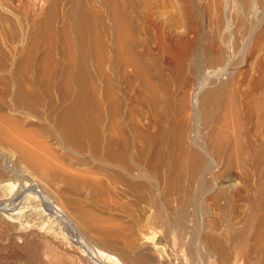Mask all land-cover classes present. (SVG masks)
<instances>
[{"label":"bare ground","instance_id":"6f19581e","mask_svg":"<svg viewBox=\"0 0 264 264\" xmlns=\"http://www.w3.org/2000/svg\"><path fill=\"white\" fill-rule=\"evenodd\" d=\"M232 34L250 61L227 58ZM0 144L80 197L84 264L103 250L153 264L133 235L149 207L182 224L200 194L223 213L245 203L248 250L264 252V0H0ZM23 250L39 264L37 244Z\"/></svg>","mask_w":264,"mask_h":264},{"label":"rangeland","instance_id":"374dc122","mask_svg":"<svg viewBox=\"0 0 264 264\" xmlns=\"http://www.w3.org/2000/svg\"><path fill=\"white\" fill-rule=\"evenodd\" d=\"M235 9H232L234 28L241 30V25L244 26L246 22H242L243 18L238 10L234 11ZM161 11L171 13L172 9L170 7L162 8ZM170 15H165V19L170 20ZM234 37L236 38L235 34L229 47L232 46V42L234 44ZM229 49L227 54L229 60L235 56L232 61H250L248 53L251 49L238 50L236 55L235 51L232 53V50H235L233 46L232 49ZM161 61H171V59L164 57ZM3 145L0 144V237H3V239L0 238V264H28L23 247L31 243L40 247L42 254L39 264H84V261L88 262L85 251L76 247V244L72 242L77 238L74 236L72 228L69 227V225L76 227L75 229H78V232L86 238L90 239L95 236L84 230L78 220H75L77 211L84 210L85 206L67 203L68 199L73 200L80 197L73 193L65 196L59 195L63 190L61 185L19 165L11 157L13 153L12 149L8 147L9 145ZM165 191L164 193H166ZM41 193L48 195L54 201L52 203L68 222L66 219L60 218L59 215L56 216L57 213L55 214L51 208L50 211L47 209V203L42 199ZM197 200L195 204L186 209V218H188L184 220L185 223H178L180 226L177 224L178 220L175 216L170 215L171 219L169 217L167 219L164 215L165 212H162V219L154 221L152 215L155 214L156 208L150 206L149 214L143 216L144 221L150 217L149 221L147 220L149 223L139 231L134 230L136 234L133 233L135 240L140 237L137 242L143 247L142 254L145 253V256H148L153 264H264L263 251L251 252L248 250V247L252 245L251 230L254 224L251 220L253 212L251 213L245 203H239L235 208L223 213L213 207L204 194L203 196L202 194L198 195ZM150 211L152 212L150 213ZM111 214L120 215L115 211H112ZM74 216L75 219H73ZM136 235L139 236L136 237ZM210 236L215 237L224 249L223 259L219 252L209 251L206 237ZM8 239L10 240L8 241ZM242 246L244 247L242 248ZM240 248L242 249L240 250ZM101 252L106 256L98 257L102 264H119L118 260L113 261L117 255L115 256L108 250ZM139 252L130 253V258H137Z\"/></svg>","mask_w":264,"mask_h":264}]
</instances>
